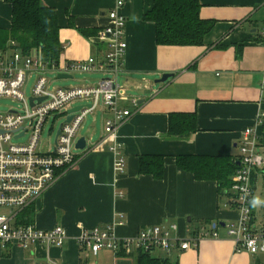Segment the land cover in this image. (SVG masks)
I'll list each match as a JSON object with an SVG mask.
<instances>
[{
    "label": "crops",
    "instance_id": "obj_1",
    "mask_svg": "<svg viewBox=\"0 0 264 264\" xmlns=\"http://www.w3.org/2000/svg\"><path fill=\"white\" fill-rule=\"evenodd\" d=\"M115 1L40 0L57 16L58 65L105 55L108 47L100 33L112 25L108 15ZM199 2L200 18L213 21V28L202 45L179 47L155 44L154 26L143 20L153 0H125L118 10L126 20L127 44L118 84L125 92L122 107L131 116L117 131L124 171L117 174L113 170L109 148L114 141L104 131L111 114L99 103L90 114L100 108V132L93 128V139L83 136L87 147L78 153L75 165L60 171L40 197L21 211V221L39 230L61 227L67 236L65 242L61 247L0 249V264H48L49 259L58 264H136L138 251L134 249L120 254L103 250L93 256L78 246L76 238L83 229L109 225H114L120 238L132 237L148 226L176 225L180 236H188L216 225L219 239H204L196 249L185 252L150 254L172 264H264V255L237 251L226 234L225 227L238 216L231 187L220 192L216 182L197 180L175 162L182 156L237 160L247 128L256 130L257 153L264 158V120L257 124L259 115L264 114V91L260 89L264 0ZM10 27L11 5L0 0V30ZM166 73L174 77L154 83ZM76 75L74 86L68 88H86L99 82H91L85 74ZM68 76L66 79H72ZM173 113H193L196 131L182 138L170 136L169 115ZM141 155L163 157L161 179L138 173ZM252 187L251 228L258 231L259 208H264V167L253 175Z\"/></svg>",
    "mask_w": 264,
    "mask_h": 264
},
{
    "label": "built area",
    "instance_id": "obj_2",
    "mask_svg": "<svg viewBox=\"0 0 264 264\" xmlns=\"http://www.w3.org/2000/svg\"><path fill=\"white\" fill-rule=\"evenodd\" d=\"M124 2L125 0L115 1L114 8L108 15L112 25L100 33V39L108 47L101 59L91 57L61 66L44 61L38 50H31L26 54L19 49L0 51V98H11L23 104L20 111L10 108L7 112H0V208L10 211L17 209L9 214H0V249L17 246L30 250L34 247L63 245L67 236L61 227L44 231L37 229L33 224L16 219L22 210L40 197L60 171L75 165L78 154L74 146L78 131L85 117L92 113L99 103L111 114L105 122L104 131L114 141L109 148L114 158L113 170L117 174L123 173L125 161L117 142V131L131 116V113L122 107L125 92L118 84L123 56L127 49L124 41L126 20L118 13ZM10 45L15 46L13 42ZM46 70L66 75L104 73L108 77L91 87L50 89L43 76ZM33 74L35 79L31 95L26 98L22 88ZM260 89L264 91V73ZM30 98L33 99L32 105ZM39 99L42 101L39 102ZM76 101H86L90 106L74 113L70 122L63 123L67 117L66 107ZM133 104L136 105V102L133 101ZM56 118L63 120L56 143L54 140L51 147L45 145V149H39V139L45 123ZM262 120L264 114L259 115L257 124H261ZM28 133L30 135L25 143L15 142L26 137ZM257 138L254 128L245 129L241 137L238 168L231 185L232 202L238 216L235 222L225 227L235 249L250 255H264V230L255 231L251 228L252 177L264 167V158L257 153ZM204 239H219L216 225H209L188 236H180L176 225L148 226L141 228L134 236L125 238L117 237L114 225H109L104 229H83L76 242L79 247L96 256L103 250L113 253L130 249L149 253L161 251L165 254L174 251L185 252L196 249ZM48 264L58 263L49 259Z\"/></svg>",
    "mask_w": 264,
    "mask_h": 264
},
{
    "label": "trees",
    "instance_id": "obj_3",
    "mask_svg": "<svg viewBox=\"0 0 264 264\" xmlns=\"http://www.w3.org/2000/svg\"><path fill=\"white\" fill-rule=\"evenodd\" d=\"M4 1L11 5V27L0 30V51L19 49L26 54L34 49L40 52L44 61L56 65L61 46L55 10L43 6L40 0ZM200 6L199 0H153V7L143 20L154 26L155 44L202 45L214 22L200 18ZM168 125L170 136L182 138L196 131V118L193 113H173L169 115ZM175 162L179 169L190 172L197 180L216 182L220 192L231 187V176L238 168V161L229 157L182 156L176 157ZM163 166L161 156L141 155L138 158L140 175L161 179ZM137 253L136 264H172L167 259L152 257L149 252Z\"/></svg>",
    "mask_w": 264,
    "mask_h": 264
},
{
    "label": "rangeland",
    "instance_id": "obj_4",
    "mask_svg": "<svg viewBox=\"0 0 264 264\" xmlns=\"http://www.w3.org/2000/svg\"><path fill=\"white\" fill-rule=\"evenodd\" d=\"M58 73L55 71H49L46 70L43 73L44 78L48 82V86L50 89H58V88H68L71 86H74L75 84V78H77L76 74H71L72 79H57ZM88 75V77L92 78L90 79L91 82H98L104 78H107L108 75L104 73H91V74H85ZM35 79V75L33 74L31 78L29 79L28 83L22 88V93L26 98H29L31 95V89L32 85ZM119 83L121 82V77L118 78ZM88 104L86 101H76L71 103L66 109H70L76 106H82ZM10 108H13L17 111L22 110L23 104L20 103L19 101L12 100L11 98H0V112H7ZM65 109V110H66ZM100 108H98L93 114H89L86 116L84 119L82 126L80 130L78 131L77 136H87L91 137V139L94 138V136L91 134V130L95 128V132L97 131L98 133L100 132ZM52 119V117H51ZM61 118H56L55 120H51L45 123L43 130L40 135L39 139V149H45V145L51 147V144H53L54 139H55V134L56 131L59 127V125L62 123ZM30 133L26 135V137H23L15 142L19 143H25L28 138H29ZM76 154L80 153V151H75ZM252 200V199H251ZM261 206V205H260ZM17 209L9 210V209H2L0 208V214H9V212H15ZM21 213L17 217V221L21 220ZM264 223V208L260 207L259 208V214L257 217V223L255 225L256 230L260 231L261 227L264 226L262 225Z\"/></svg>",
    "mask_w": 264,
    "mask_h": 264
},
{
    "label": "water",
    "instance_id": "obj_5",
    "mask_svg": "<svg viewBox=\"0 0 264 264\" xmlns=\"http://www.w3.org/2000/svg\"><path fill=\"white\" fill-rule=\"evenodd\" d=\"M173 77H174L173 74H168V73H166V74H163V75L161 76V78L158 79V80H156L154 83H155V84L165 83V82H167L169 79H171V78H173ZM66 78H69V76L66 75V74H59V75L57 76V79H66ZM29 101H30V104L32 105L33 99L30 98ZM38 101L40 102V101H42V99H39ZM89 106H90V105H82V106H76V107H73V108L68 109V110L66 111V113H67V117H66V119L64 120L63 123H68V122H70V120L72 119L74 113L80 111V110L83 109L84 107H89ZM61 126H62V123L59 125V127H58V129H57V131H56L55 139H54V140H55V143H56V139H57V137H58L59 134H60ZM74 147H75V150H77V151H80V152H81V151H84L85 148H86V138L83 137V136H82V137H79V138L77 139V141H76Z\"/></svg>",
    "mask_w": 264,
    "mask_h": 264
}]
</instances>
